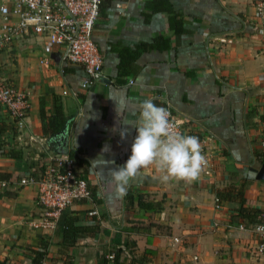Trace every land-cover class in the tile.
<instances>
[{
    "label": "crops",
    "instance_id": "0c3cea01",
    "mask_svg": "<svg viewBox=\"0 0 264 264\" xmlns=\"http://www.w3.org/2000/svg\"><path fill=\"white\" fill-rule=\"evenodd\" d=\"M153 1L101 0L91 39L102 76L89 85L41 37L0 48V78L29 104L21 128L0 109V264H31L38 245L48 264H264L250 230L264 211V27L253 26L250 0H166L183 20L175 33ZM155 36L163 48L136 47ZM121 58L129 66L119 81ZM144 100L172 107L207 165L193 182L162 183L154 167L142 169L121 195L109 170L128 159ZM55 111L64 122L52 132ZM68 153L92 206L75 202L42 234L29 226L36 186L22 180ZM70 219L80 230L66 239Z\"/></svg>",
    "mask_w": 264,
    "mask_h": 264
},
{
    "label": "built area",
    "instance_id": "2783aa9c",
    "mask_svg": "<svg viewBox=\"0 0 264 264\" xmlns=\"http://www.w3.org/2000/svg\"><path fill=\"white\" fill-rule=\"evenodd\" d=\"M101 0H0V48L25 36H38L61 51L60 61L69 68L84 73L85 84L89 85L102 76V57L91 39V31L98 16ZM253 9L252 24L264 27V0H250ZM27 94L18 91L14 84L0 78V109H3L12 124L23 127L28 110ZM176 129L189 135L176 120L172 107L163 102ZM257 145L264 155V132ZM36 186L35 203L39 208L29 226L47 234L54 231L61 216L75 202L85 201L92 206L86 179L78 176L76 163L68 154L52 156L39 171L36 178L27 176L22 184ZM214 200V208H218ZM90 210L88 215H92ZM257 225H264V211L259 221L251 226L257 240L256 253L264 259V233L256 232ZM111 258L110 256H108ZM39 264H48L42 260Z\"/></svg>",
    "mask_w": 264,
    "mask_h": 264
},
{
    "label": "clouds",
    "instance_id": "9594fccd",
    "mask_svg": "<svg viewBox=\"0 0 264 264\" xmlns=\"http://www.w3.org/2000/svg\"><path fill=\"white\" fill-rule=\"evenodd\" d=\"M134 127L136 135L128 159L123 165L109 170L118 194L122 195L130 181L148 167H154L162 183L193 182L200 177L207 165L201 142L197 136L177 130L166 108L144 100L139 105V118ZM121 135L123 137L124 133ZM101 151L106 152L108 148ZM101 163L106 166L114 162L102 159ZM255 230L264 233V225H257Z\"/></svg>",
    "mask_w": 264,
    "mask_h": 264
},
{
    "label": "trees",
    "instance_id": "16d2710c",
    "mask_svg": "<svg viewBox=\"0 0 264 264\" xmlns=\"http://www.w3.org/2000/svg\"><path fill=\"white\" fill-rule=\"evenodd\" d=\"M154 2L157 3V7L152 8V10L157 9V10H163L164 12H166L167 16H168L167 17L168 18V28L171 29L175 33H180L182 31L181 25H182V21H183L181 19V17L171 10V7L166 0H154L153 2H151V4H154ZM148 8H150V6ZM166 42H167V40L165 38H163L161 36H155V37H153V39L150 43H139L136 47L141 49V51H149V50L163 48L161 46H163ZM127 66H129L128 62L125 60H122V58H121V60L118 64V74H117L118 79L125 76V74H126L125 68ZM119 81H122V78ZM63 122L64 121H63L61 113L59 111H55V113L51 117V119L47 121V127L52 126L53 127L52 132H55L62 127ZM12 128H13V125H12ZM68 155H69V153H68ZM89 194H90V191H89ZM90 196H91V194H90ZM247 213H250V212H244L243 217H245ZM260 213H261L260 211H256V215L258 217H259ZM69 221L70 222H66V221L63 222V234H64L66 239L69 238L68 234H73L75 231L80 230L79 228L74 227L72 225L71 222H73L74 220L70 219ZM30 254H31V258H30L31 264H39L45 255L43 246L38 245V247H36V249H33L30 251Z\"/></svg>",
    "mask_w": 264,
    "mask_h": 264
},
{
    "label": "water",
    "instance_id": "95a60500",
    "mask_svg": "<svg viewBox=\"0 0 264 264\" xmlns=\"http://www.w3.org/2000/svg\"><path fill=\"white\" fill-rule=\"evenodd\" d=\"M65 130V129H64ZM61 135H63V132L61 133ZM260 173H262L261 175V177H258V179H264V165L263 166H261V171H260Z\"/></svg>",
    "mask_w": 264,
    "mask_h": 264
}]
</instances>
